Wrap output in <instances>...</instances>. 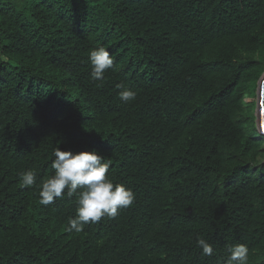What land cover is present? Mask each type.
Masks as SVG:
<instances>
[{
  "label": "trees",
  "instance_id": "obj_1",
  "mask_svg": "<svg viewBox=\"0 0 264 264\" xmlns=\"http://www.w3.org/2000/svg\"><path fill=\"white\" fill-rule=\"evenodd\" d=\"M263 73L264 0H0V264H227L237 244L264 264ZM58 147L95 150L133 204L68 232L77 197L39 203Z\"/></svg>",
  "mask_w": 264,
  "mask_h": 264
},
{
  "label": "clouds",
  "instance_id": "obj_2",
  "mask_svg": "<svg viewBox=\"0 0 264 264\" xmlns=\"http://www.w3.org/2000/svg\"><path fill=\"white\" fill-rule=\"evenodd\" d=\"M91 64V78L93 81L102 80L105 72L112 68L113 58L108 50L99 47L89 54ZM119 92L120 100L124 103L134 101L136 93L123 85ZM256 101L254 108V126L258 134L264 135V117L258 115L259 88L257 81ZM51 162L53 174L43 181L39 191V203L47 206L67 190L69 197H77V209L74 218L69 219L67 231L80 233L88 223H97L102 217L115 218L121 209L128 208L135 200L130 188L123 184H114L107 178L109 164L95 151L72 153L55 148ZM36 172L28 170L21 173V183L24 187H31L36 182ZM79 190V191H78ZM197 245L202 254L211 256L213 247L205 239L198 238ZM227 264H247L248 248L244 244H237L227 249Z\"/></svg>",
  "mask_w": 264,
  "mask_h": 264
},
{
  "label": "water",
  "instance_id": "obj_3",
  "mask_svg": "<svg viewBox=\"0 0 264 264\" xmlns=\"http://www.w3.org/2000/svg\"><path fill=\"white\" fill-rule=\"evenodd\" d=\"M260 88H259V100H258V107H259V113L261 117H264V73L261 76L260 80ZM257 106V101H256Z\"/></svg>",
  "mask_w": 264,
  "mask_h": 264
},
{
  "label": "rangeland",
  "instance_id": "obj_4",
  "mask_svg": "<svg viewBox=\"0 0 264 264\" xmlns=\"http://www.w3.org/2000/svg\"><path fill=\"white\" fill-rule=\"evenodd\" d=\"M3 59V58H2ZM247 101H251V100H247ZM255 103H256V98H255Z\"/></svg>",
  "mask_w": 264,
  "mask_h": 264
}]
</instances>
